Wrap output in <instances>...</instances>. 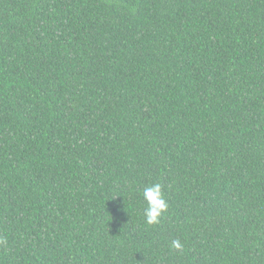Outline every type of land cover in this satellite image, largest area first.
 Segmentation results:
<instances>
[{
    "label": "trees",
    "instance_id": "16d2710c",
    "mask_svg": "<svg viewBox=\"0 0 264 264\" xmlns=\"http://www.w3.org/2000/svg\"><path fill=\"white\" fill-rule=\"evenodd\" d=\"M0 264H264V0H0Z\"/></svg>",
    "mask_w": 264,
    "mask_h": 264
},
{
    "label": "clouds",
    "instance_id": "9594fccd",
    "mask_svg": "<svg viewBox=\"0 0 264 264\" xmlns=\"http://www.w3.org/2000/svg\"><path fill=\"white\" fill-rule=\"evenodd\" d=\"M142 195L146 203V207L144 208L146 224L153 226L159 224L169 209L162 185L160 183L148 185L144 187ZM172 247L179 251L183 249L184 245L177 239L172 241Z\"/></svg>",
    "mask_w": 264,
    "mask_h": 264
}]
</instances>
